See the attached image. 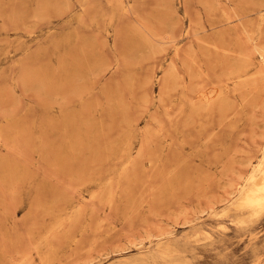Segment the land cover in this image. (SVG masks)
I'll return each instance as SVG.
<instances>
[{
  "label": "rangeland",
  "instance_id": "374dc122",
  "mask_svg": "<svg viewBox=\"0 0 264 264\" xmlns=\"http://www.w3.org/2000/svg\"><path fill=\"white\" fill-rule=\"evenodd\" d=\"M263 53L264 0H0V264H264Z\"/></svg>",
  "mask_w": 264,
  "mask_h": 264
},
{
  "label": "bare ground",
  "instance_id": "6f19581e",
  "mask_svg": "<svg viewBox=\"0 0 264 264\" xmlns=\"http://www.w3.org/2000/svg\"><path fill=\"white\" fill-rule=\"evenodd\" d=\"M108 2V1H107ZM260 3V2H259ZM131 5V4H130ZM261 5H263V4H261ZM123 6V5H122ZM170 8V7H169ZM77 18V17H76ZM256 44V43H255ZM257 45V44H256ZM257 46H259V45H257ZM242 47V46H241ZM256 47V46H255ZM254 46H253V48H255ZM261 47V46H260ZM224 48V47H223ZM257 48V47H256ZM242 49H243V47H242ZM258 49V48H257ZM261 49V48H260ZM147 51V50H146ZM250 51V50H249ZM148 52V51H147ZM241 52V51H240ZM243 52H244V49H243ZM252 53L254 52V50L253 51H251ZM262 52V51H261ZM246 53H248V51H246ZM255 53V52H254ZM253 53V54H254ZM241 54H244V53H240V55ZM256 54V53H255ZM264 54V53H263ZM250 55H251V53H250ZM249 55V56H250ZM260 55H261V53H260ZM244 56V55H243ZM246 57H248V59L252 56H248V54L247 55H245ZM244 56V57H245ZM254 56V55H253ZM239 58V57H238ZM240 58H242V55H241V57ZM236 59V58H235ZM246 59V58H245ZM251 59V58H250ZM253 59V58H252ZM238 60V59H237ZM240 60V59H239ZM238 60V61H239ZM243 60V59H242ZM242 60H240L241 61V63H245V62H242ZM250 61V60H249ZM254 61V60H253ZM264 63V62H263ZM231 64H232V62H231ZM240 64V63H239ZM239 64H238V66H239ZM251 64H253V62L251 63ZM233 65V64H232ZM243 65L244 64H242L240 67H243ZM234 66V65H233ZM232 66V67H233ZM250 66V65H249ZM248 66V67H249ZM239 67V68H240ZM247 67V68H248ZM251 67V66H250ZM244 68V67H243ZM259 68V67H258ZM176 69V68H175ZM233 69H236V68H233ZM233 69H232V72H233ZM262 69H263V67H262ZM245 70V69H244ZM260 70V69H259ZM264 70V69H263ZM263 70H261V72L263 71ZM173 71H174V69H173ZM243 71V70H242ZM258 72V71H257ZM257 72H255V73H257ZM260 72V73H261ZM230 73V72H229ZM241 73V72H240ZM254 73V74H255ZM231 74V73H230ZM232 74H235L234 72L232 73ZM264 74V71L262 72V75ZM257 75V74H256ZM171 76V75H170ZM170 76H168V78L170 77ZM264 76V75H263ZM258 77V76H257ZM246 78V77H245ZM177 80H178V78H176ZM244 79V78H243ZM168 80V79H167ZM242 80V79H241ZM248 80V79H247ZM169 81V80H168ZM256 81V80H255ZM254 81V82H255ZM245 82H247L246 81V79H245ZM243 83V82H242ZM240 84H241V82H240ZM253 84V83H252ZM254 85H255V83H254ZM243 86V85H242ZM241 86V87H242ZM247 86H248V84H247ZM238 87V86H237ZM244 87H246V86H244ZM226 94V93H225ZM224 94V95H225ZM184 95V94H183ZM223 95V96H224ZM81 98V97H80ZM82 99V98H81ZM225 103H226V101H225ZM225 103H223L224 105L223 106H225ZM227 105V104H226ZM223 106H222V108H223ZM228 106V105H227ZM199 112V111H198ZM196 113H197V111H196ZM154 119V118H153ZM188 120V119H187ZM191 120V119H190ZM186 125V124H185ZM187 126V125H186ZM149 128V127H148ZM70 137V136H69ZM264 141V140H263ZM263 143V142H262ZM263 145V144H262ZM261 145V146H262ZM74 149V148H73ZM257 152H259V151H257ZM256 152V153H257ZM64 154V153H63ZM256 158V157H255ZM253 159H254V157H253ZM252 162V161H251ZM249 164V163H248ZM252 164V163H251ZM251 166V165H250ZM8 168V167H7ZM245 168V167H244ZM243 168V169H244ZM249 169V168H248ZM248 171V173L246 174L245 173V175L242 173V175L243 176H239L240 178H238L239 180H238V182L236 183V184H233V186L234 185H236L237 186V184H238V196H237V201H236V203H235V206H236V208L237 209H240V210H245V211H249V212H251L253 215H259L260 213H262V212H264V150H263V152H262V154H261V156H260V159H258V161L256 162V164H253L252 166H251V168L249 169V170H247ZM240 174V173H239ZM106 185V184H105ZM109 186V185H108ZM232 186V185H231ZM234 188V187H233ZM233 188H231V189H233ZM231 192V191H230ZM229 192V193H230ZM234 192H237V191H234ZM233 192V193H234ZM232 195V194H231ZM235 195V194H234ZM234 207V206H233ZM49 211V210H48ZM222 215V214H221ZM257 217V216H256ZM259 217V216H258ZM73 222V221H72ZM82 236V235H81ZM78 243V242H77ZM157 246V245H156ZM165 258V257H164ZM168 258V257H167ZM47 259V258H46ZM153 260V259H152ZM112 261V260H111ZM114 262V261H113ZM176 263V262H175ZM156 264V263H155ZM177 264V263H176ZM180 264V263H179Z\"/></svg>",
  "mask_w": 264,
  "mask_h": 264
}]
</instances>
